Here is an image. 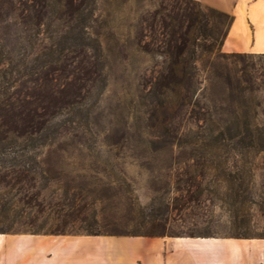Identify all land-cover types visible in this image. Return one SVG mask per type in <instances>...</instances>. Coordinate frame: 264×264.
I'll return each instance as SVG.
<instances>
[{"label": "rangeland", "instance_id": "374dc122", "mask_svg": "<svg viewBox=\"0 0 264 264\" xmlns=\"http://www.w3.org/2000/svg\"><path fill=\"white\" fill-rule=\"evenodd\" d=\"M201 4L210 27L223 35L228 23L211 11L219 9ZM161 6V0H96L89 33L102 48L106 86L88 124L66 122L57 141L41 150L36 188L25 191L41 206L0 216V228H11L4 233L11 264H137L131 253L145 243L128 240L139 237L133 233L264 235V55L226 52L217 42L212 51L199 49L196 60L197 95L213 123L246 119L253 135L201 137L197 124L205 123L195 115L201 107L186 112L173 104L158 114L166 122L161 129L177 138L158 141L145 95L162 57L143 49L149 39L140 33L142 18ZM35 225H66L69 232L32 234Z\"/></svg>", "mask_w": 264, "mask_h": 264}, {"label": "trees", "instance_id": "16d2710c", "mask_svg": "<svg viewBox=\"0 0 264 264\" xmlns=\"http://www.w3.org/2000/svg\"><path fill=\"white\" fill-rule=\"evenodd\" d=\"M161 2V7L142 18L146 31L140 33L141 38L149 39L143 49L162 57L159 68L152 71L145 95L151 117L148 127L154 130L153 136L162 142H174L177 138L161 129L166 122L158 114L159 111L165 114L173 104L186 112L201 107L195 113L205 123L197 124L203 132L201 137L253 135L246 119L213 123L210 106L201 105L197 95L199 49L212 51L217 42L223 46L233 16L212 8L223 23H228L222 35L210 27L200 1ZM95 10L96 0H0V182L4 186L0 191V216L16 218L22 216L25 207L41 206L34 194L25 193L36 188L41 150L57 141L59 126L66 122L88 124L90 113L106 86L102 48L89 33ZM231 55L243 57L247 53ZM256 144L254 139L250 146ZM10 230L0 228V233ZM30 232L69 231L66 225L48 229L35 225ZM85 232L100 235L91 229ZM133 235L161 237L164 233ZM231 237L250 238L242 234Z\"/></svg>", "mask_w": 264, "mask_h": 264}, {"label": "crops", "instance_id": "0c3cea01", "mask_svg": "<svg viewBox=\"0 0 264 264\" xmlns=\"http://www.w3.org/2000/svg\"><path fill=\"white\" fill-rule=\"evenodd\" d=\"M198 1L233 16L224 51L264 53V0ZM8 239L0 234V264H11ZM128 240L145 243L131 253L137 264H264V238L139 236Z\"/></svg>", "mask_w": 264, "mask_h": 264}]
</instances>
